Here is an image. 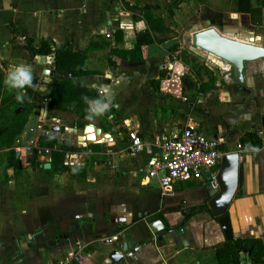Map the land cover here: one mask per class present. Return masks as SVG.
Masks as SVG:
<instances>
[{
    "label": "crops",
    "instance_id": "crops-1",
    "mask_svg": "<svg viewBox=\"0 0 264 264\" xmlns=\"http://www.w3.org/2000/svg\"><path fill=\"white\" fill-rule=\"evenodd\" d=\"M170 3L0 0L4 77L19 66L28 68L34 80L28 85L42 106L53 80L43 70H54L53 59L47 55L30 58L21 48L22 36L47 39L55 48L69 45L79 52L92 41L85 60L92 73L84 77V84L97 88L103 98L95 107L106 104L113 109L108 116L103 111L94 113L97 122L79 128L88 118L56 111L50 120L39 121L41 106L36 103L32 108L18 135V150L7 161L8 171L0 173V264H49L75 252L82 259L79 264H217L213 246L224 241L217 217L209 209L187 220L183 216L184 210L194 206L208 208L216 186L190 180L160 188L144 172L151 154L129 148V131L149 141L158 131L175 132L186 125L217 139L225 153H238V183L227 214L233 239L261 240L264 264V59L245 62L239 84L230 64L183 41L185 35L213 26L223 36L253 39L264 46V0L250 1L255 14L236 11L235 0H184L176 7ZM123 4L159 8L156 13L177 36L143 46L140 62L110 53L111 48H132L136 33L145 29L143 21L133 20ZM189 20L199 25L184 34L181 26ZM115 30L121 31L117 39ZM173 44H178V57L167 52ZM202 65L214 76L215 87L205 93L199 92L195 77ZM162 68L167 69V77L156 90L149 81L158 78ZM55 124L60 133L66 127L77 130L70 133L69 145L53 144L40 135ZM88 124L94 134L95 129L100 133L81 146L77 137ZM252 130L261 138V147L240 150L238 139ZM48 142L51 148L44 146ZM27 146L38 148L32 158L24 150ZM59 146L74 148L62 160L72 169L53 171L51 151ZM46 162L49 167L43 168ZM156 220L163 226L154 232L149 226ZM113 235L115 241L105 242ZM113 243L121 244V249L116 250ZM113 251L118 254L114 261L110 258ZM239 264H250L248 253H240Z\"/></svg>",
    "mask_w": 264,
    "mask_h": 264
},
{
    "label": "trees",
    "instance_id": "trees-1",
    "mask_svg": "<svg viewBox=\"0 0 264 264\" xmlns=\"http://www.w3.org/2000/svg\"><path fill=\"white\" fill-rule=\"evenodd\" d=\"M181 1L184 0H171L170 7H176ZM251 0H235L236 11L255 14L256 10L251 8ZM124 8L132 13L133 20H142L145 24V29L142 32L136 33L135 42L130 49H110V53L116 55L121 59L128 60L129 62H140L144 58L143 46L150 43H162L171 39L177 34L164 23L160 14L156 13L159 8L150 5L131 6L123 4ZM115 39L119 38L121 31L115 30ZM23 48L30 58L36 55L51 56L53 59L54 71L66 72L70 74V79L53 78L50 83L47 94V114L46 120H50L54 112L60 111L74 115L78 119H85L93 116L94 112L90 110L91 105L95 102L103 103V98L99 90L95 87L81 85L76 82V79L86 77L92 72L85 67L86 53L93 48V42L90 41L85 51L79 52L72 50L71 46L64 45L55 48L47 39L35 41L28 36H22ZM14 47H19L14 45ZM167 52L174 57L179 56L178 44H173L167 49ZM184 55L185 52L183 51ZM112 63L113 61L110 60ZM167 69H160L159 76L152 79L149 83L158 90V85L162 79L166 78ZM205 78H204V77ZM195 77L198 79V90L205 93L208 88H214V76L212 71L207 66L202 65L195 71ZM5 78L0 70V93L4 86ZM31 82L34 80L31 79ZM0 99V148H10L15 136L19 135L24 124L28 118L29 113L35 106L36 98L32 94V89L28 84L21 88L8 87L2 92ZM21 96V100H17V96ZM30 97L32 102L26 103V98ZM22 106V110L14 113V110ZM113 112L112 106L107 105L103 110L105 116ZM45 138H40L43 140ZM43 144V143H42ZM261 138L258 136L256 130L247 131L238 139V148L240 150H258L261 147ZM46 147H52L50 142L44 143ZM74 148L67 146H59V150L51 151L53 171H64L67 168L62 164V160L66 151H71ZM14 157V154L11 158ZM72 169V168H70ZM18 170L15 173H19ZM76 171V170H75ZM78 172V171H76ZM44 191V190H43ZM208 211L206 205L194 206L188 210H184V220L191 216ZM216 256L217 264H239L240 253H248L250 264H262L263 244L260 239L254 237H240L231 240H225L213 246ZM82 259L80 260V263Z\"/></svg>",
    "mask_w": 264,
    "mask_h": 264
},
{
    "label": "water",
    "instance_id": "water-1",
    "mask_svg": "<svg viewBox=\"0 0 264 264\" xmlns=\"http://www.w3.org/2000/svg\"><path fill=\"white\" fill-rule=\"evenodd\" d=\"M190 46L192 48L204 51L212 56H215L231 66L232 76L236 83L242 84V69L245 62H251L259 59H264V46L254 43L253 39L248 41H241L235 38H229L221 35L213 26L203 27L200 30L193 31L190 34ZM43 74L50 78L70 79V74L59 71L43 70ZM85 78L76 79V82L84 84ZM45 84H48V80H45ZM47 101H44L38 112L39 121H42L46 117L47 113ZM22 110V106H18L14 113H18ZM63 133H60V127L53 125L47 130L40 132L41 136H45L51 139L53 144H70V133L77 132L73 127H66ZM114 130V129H113ZM89 131L90 133H86ZM94 127L88 124L82 128L77 140L81 146H85L86 142L91 141L88 137H95L93 135ZM100 129H95V134H99ZM108 138V136H105ZM94 139V138H93ZM92 139V141H93ZM32 158L33 155L30 154ZM49 163L43 164V168H48ZM238 183V153L230 152L224 153L221 157L218 172L216 175V192L207 201V206L210 212L217 217V222L223 232L225 240L233 239L232 227L230 223V217L227 214V208L231 201L232 196L235 193ZM212 186L207 182L206 187ZM158 226L162 227L160 220L153 221L151 223L152 231L157 230ZM155 232V231H154ZM112 246L116 250L121 249V244L113 243ZM117 252L111 253V260H115Z\"/></svg>",
    "mask_w": 264,
    "mask_h": 264
},
{
    "label": "built area",
    "instance_id": "built-area-1",
    "mask_svg": "<svg viewBox=\"0 0 264 264\" xmlns=\"http://www.w3.org/2000/svg\"><path fill=\"white\" fill-rule=\"evenodd\" d=\"M94 107L91 105L90 110ZM127 137L131 151L145 149L151 154L144 172L146 179L153 180L160 188L190 180L216 185L219 163L225 151L217 139L206 137L195 127L186 125L167 133L158 131L149 141H144L135 131H129ZM25 150L29 154L38 152L34 146H27ZM116 238L113 235L105 242L111 243ZM80 260V254L75 252L49 264H79Z\"/></svg>",
    "mask_w": 264,
    "mask_h": 264
},
{
    "label": "rangeland",
    "instance_id": "rangeland-1",
    "mask_svg": "<svg viewBox=\"0 0 264 264\" xmlns=\"http://www.w3.org/2000/svg\"><path fill=\"white\" fill-rule=\"evenodd\" d=\"M162 13V12H161ZM164 15H166V12L163 13ZM199 24H197V22L193 21V20H189L187 22H185L182 26H181V30H183V33H190V31L196 29V27H198ZM188 35V34H187ZM183 41L185 42V45H190V35L183 37ZM201 52V51H200ZM204 53V51H202ZM208 54V53H205ZM6 79V77H4ZM8 87L7 84L4 83V86L2 87V92L5 91V89ZM0 93V99L2 97L3 93ZM35 100V104L39 103V105L41 106V103ZM30 102H32V100L30 99V97L26 98V103L30 104ZM98 117L92 116L91 119H85L82 121V123H80L79 128L83 127L84 124L87 123H91L92 121L97 122ZM45 123V121H43ZM15 140L12 142V145L10 148H0V173L2 172H7L8 170H6V164L7 161H10V157L14 154V152H16V150H18V147H16V141L18 140V135L15 136L14 138ZM14 145V147H13ZM13 147V148H12ZM25 150V149H24ZM26 151V150H25ZM37 151H34L33 153H36Z\"/></svg>",
    "mask_w": 264,
    "mask_h": 264
},
{
    "label": "clouds",
    "instance_id": "clouds-1",
    "mask_svg": "<svg viewBox=\"0 0 264 264\" xmlns=\"http://www.w3.org/2000/svg\"><path fill=\"white\" fill-rule=\"evenodd\" d=\"M178 70L179 69H177V71ZM4 82H5V84L9 85L10 87H15V88H21L26 84H30V82H31L30 70L26 67L19 66L8 74V76L6 77ZM16 98H17V100H21L20 95H18ZM106 107H107L106 104L99 105L97 107L92 108L91 111L96 113V114H99ZM88 118L91 119V116H89Z\"/></svg>",
    "mask_w": 264,
    "mask_h": 264
},
{
    "label": "bare ground",
    "instance_id": "bare-ground-1",
    "mask_svg": "<svg viewBox=\"0 0 264 264\" xmlns=\"http://www.w3.org/2000/svg\"><path fill=\"white\" fill-rule=\"evenodd\" d=\"M86 133H90V132H86ZM93 135L95 136L94 132H93ZM94 140L96 139V137H93ZM92 137H88V139H93Z\"/></svg>",
    "mask_w": 264,
    "mask_h": 264
}]
</instances>
